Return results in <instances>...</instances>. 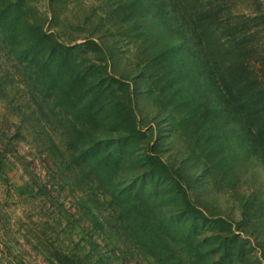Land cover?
<instances>
[{
    "label": "trees",
    "instance_id": "trees-1",
    "mask_svg": "<svg viewBox=\"0 0 264 264\" xmlns=\"http://www.w3.org/2000/svg\"><path fill=\"white\" fill-rule=\"evenodd\" d=\"M19 8L0 7V100L12 103L5 86L10 76L32 102H51L57 124L66 122L69 170L60 178L70 175L69 185L78 186L70 172L77 166L103 194L81 198L78 229L82 221L96 233L87 251L99 248V236L106 249L119 244V257L137 247L155 264H264V177L246 193L235 188L241 158L264 169V56H254L253 40L264 15L236 13L228 0H116L111 9L121 26L153 17L171 38V57H156L162 79L139 71L130 92L105 72L106 48L94 37L61 42L45 28L53 12L29 18ZM146 35L137 48L155 51ZM148 82L159 119L144 127L133 93ZM43 129L41 138L49 133ZM177 129L188 138L181 163L191 156L192 166L163 159L160 136ZM222 185L239 194V219L211 212L204 200L214 201L212 190ZM99 254L92 262L89 253L77 258L56 251L55 257L58 264H109Z\"/></svg>",
    "mask_w": 264,
    "mask_h": 264
},
{
    "label": "rangeland",
    "instance_id": "rangeland-1",
    "mask_svg": "<svg viewBox=\"0 0 264 264\" xmlns=\"http://www.w3.org/2000/svg\"><path fill=\"white\" fill-rule=\"evenodd\" d=\"M115 2L116 0H0V7L8 5L10 8H19L21 3L19 9L29 18L40 14L50 17L53 12L54 16L48 20L45 28L52 30L58 40L64 43H76L82 41V37H94L106 48L109 64L105 72L119 78L123 82V90L129 84L131 92L134 80H139V71L145 76L155 75L158 68L156 57H171V38L153 17L131 22L134 25L124 28L112 12L111 7ZM228 2L236 13L260 12L264 15V0ZM129 14L126 12L124 18L128 19ZM255 28L253 40L257 43V51L254 56H264V18L257 22ZM147 32H150L149 35L145 34ZM144 35L151 39L150 48L152 45L158 46L155 51L137 48L136 40L144 38ZM157 50L161 51L156 53ZM99 74H104V71ZM156 74L161 80L162 71L158 70ZM10 79L9 76L5 86L12 103L9 105L0 100V264H58L56 251L72 252L77 258L89 253L90 262L96 259L98 261L99 253H103V256L108 255L109 264H155L137 247L130 246L131 253L127 258H121L119 244L110 245L106 249L104 239L99 236L95 237L99 248L93 252L87 251L90 246L87 240L96 233L91 232L82 221L78 229L76 218L82 212L81 198H91L88 194L94 198L103 196L101 189L96 187V183L83 179L77 166L70 172L75 182H79L78 186L77 183L73 187L69 185L70 175L67 176L69 179L60 178L61 170H69L65 149L66 122L57 124L50 101L44 106L32 102L28 92L18 86L20 83L16 78H13V83ZM152 86L149 82L146 86L140 83L138 91L133 93L135 116L138 124L144 127L159 119H154L156 95ZM41 109L44 113H41ZM17 110H25V114L17 115ZM42 127L49 132L43 138L39 136ZM160 137L162 156L167 163L174 166L193 165L191 156L181 163L184 159L182 156L187 153L184 141L188 139L183 130H173ZM236 164L238 177L243 174L235 185L240 192H248L253 184H258L264 177V169L259 163L253 165L254 162L250 163L243 157ZM252 165L255 168L249 169ZM80 188L83 189L80 191ZM236 193L222 185L221 189L213 188L212 194L216 196L214 201L211 196L204 195L203 198L208 199L211 212H230L232 221L240 218V196ZM260 198H264V193ZM69 223H73L74 228ZM83 246L86 250L82 249Z\"/></svg>",
    "mask_w": 264,
    "mask_h": 264
}]
</instances>
